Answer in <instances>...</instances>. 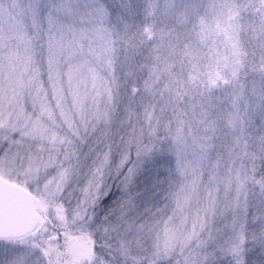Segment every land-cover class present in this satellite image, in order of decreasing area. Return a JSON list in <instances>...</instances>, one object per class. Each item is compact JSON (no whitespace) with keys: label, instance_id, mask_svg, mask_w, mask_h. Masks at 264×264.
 <instances>
[{"label":"snow or ice","instance_id":"obj_1","mask_svg":"<svg viewBox=\"0 0 264 264\" xmlns=\"http://www.w3.org/2000/svg\"><path fill=\"white\" fill-rule=\"evenodd\" d=\"M0 264H264V0H0Z\"/></svg>","mask_w":264,"mask_h":264}]
</instances>
